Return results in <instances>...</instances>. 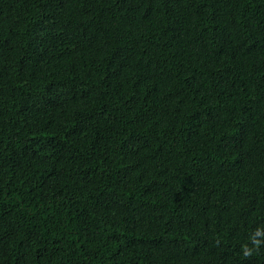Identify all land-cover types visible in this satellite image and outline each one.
<instances>
[{
	"label": "trees",
	"instance_id": "trees-1",
	"mask_svg": "<svg viewBox=\"0 0 264 264\" xmlns=\"http://www.w3.org/2000/svg\"><path fill=\"white\" fill-rule=\"evenodd\" d=\"M257 230L264 0H0V264H264Z\"/></svg>",
	"mask_w": 264,
	"mask_h": 264
},
{
	"label": "clouds",
	"instance_id": "clouds-1",
	"mask_svg": "<svg viewBox=\"0 0 264 264\" xmlns=\"http://www.w3.org/2000/svg\"><path fill=\"white\" fill-rule=\"evenodd\" d=\"M255 234H256V235H264V232H261L260 230H257V231L255 232ZM253 243H254L256 246H259L260 243H261V240H259V239H255V238L253 237ZM244 255H245L246 257L252 255V250H251V249H247V250H245V251H244Z\"/></svg>",
	"mask_w": 264,
	"mask_h": 264
}]
</instances>
